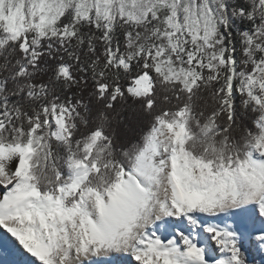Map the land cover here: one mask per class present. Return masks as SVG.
<instances>
[{"label":"snow or ice","instance_id":"1","mask_svg":"<svg viewBox=\"0 0 264 264\" xmlns=\"http://www.w3.org/2000/svg\"><path fill=\"white\" fill-rule=\"evenodd\" d=\"M5 264H264V0H0Z\"/></svg>","mask_w":264,"mask_h":264},{"label":"rangeland","instance_id":"2","mask_svg":"<svg viewBox=\"0 0 264 264\" xmlns=\"http://www.w3.org/2000/svg\"><path fill=\"white\" fill-rule=\"evenodd\" d=\"M0 264H5V259H4V256L2 254H0Z\"/></svg>","mask_w":264,"mask_h":264},{"label":"trees","instance_id":"3","mask_svg":"<svg viewBox=\"0 0 264 264\" xmlns=\"http://www.w3.org/2000/svg\"><path fill=\"white\" fill-rule=\"evenodd\" d=\"M256 264H260V260L259 259H257Z\"/></svg>","mask_w":264,"mask_h":264},{"label":"bare ground","instance_id":"4","mask_svg":"<svg viewBox=\"0 0 264 264\" xmlns=\"http://www.w3.org/2000/svg\"><path fill=\"white\" fill-rule=\"evenodd\" d=\"M2 257V256H1Z\"/></svg>","mask_w":264,"mask_h":264}]
</instances>
